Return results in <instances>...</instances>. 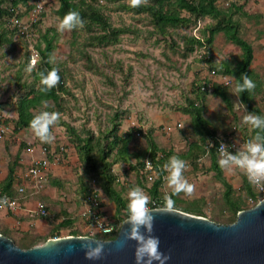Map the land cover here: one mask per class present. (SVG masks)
<instances>
[{"label": "rangeland", "instance_id": "rangeland-1", "mask_svg": "<svg viewBox=\"0 0 264 264\" xmlns=\"http://www.w3.org/2000/svg\"><path fill=\"white\" fill-rule=\"evenodd\" d=\"M85 1L84 8L96 9L86 10L87 13L97 14L103 21L106 20L107 30L101 22L87 23V20L83 25L61 30L63 18L57 13L59 0H21L18 4L9 0L4 4L13 7L15 12L0 18V129L4 128L0 137V175H5L6 167L14 161L17 153L20 152L22 165L26 167L28 156L25 151L35 154V150H40L38 143L42 140L34 129L15 130V120L18 118L20 98L26 94L33 95V89L41 86L36 71L26 70L27 50L40 42L39 38L47 29H51V35L55 31L51 60L63 74L64 88L57 90L56 101L44 99L31 110L34 114L45 109L61 112L59 121L51 126L56 137L52 144L57 143L54 145L57 151L51 152L55 155L57 152L65 153L66 160L63 163L59 161L60 165L55 166L56 175L41 182L43 187L36 186L35 190L39 188V191L34 196L44 198L41 194L49 192L54 195L50 205L52 211L59 217L74 220L72 224L57 229L60 236L69 235L72 230L90 235L85 228L86 223L81 220L82 185H87L92 178L85 170L87 163L83 159L82 145L87 144L88 148L93 145L92 152L96 153L100 147L113 141L115 135L128 132L133 135L128 143L133 154L131 161L126 164L117 161L116 148L108 158L117 177H121L122 183L117 181L116 187L127 200L130 188L139 185L156 206L166 205V197L172 196L179 208H189L194 214L218 223L235 222L237 214L229 206L226 186L211 169V151L207 144L212 138L208 139L211 131L220 137L231 134L235 143L244 141L246 137L252 139L257 133L252 123L244 119L249 111L242 101L235 76L226 72V68L237 67L242 53L239 52L240 47L230 42L222 30L215 32L211 42L208 41L211 30L204 32L202 26L213 27L218 21L210 15L198 18L189 11L179 10L180 14L190 19L181 26L166 27L167 31L163 34L156 27L151 12L139 9L141 5L158 4L157 0H138L137 3L133 0ZM260 1L264 3V0H216V5L222 9L224 17L240 25V30L253 37L257 31L248 25H252L255 19L252 20L247 11L264 8L258 5ZM38 3L42 4L39 12L36 10ZM164 3L166 8L175 7V0H164ZM258 15L260 25H264V14ZM23 25L27 29L25 32ZM197 25L202 26L196 28ZM102 34L109 36L106 42L96 38ZM192 37H199L201 41H192ZM41 44L44 46L45 42L41 41ZM205 79L216 86L214 92L213 89L202 92L204 89H200V85L205 83ZM221 91L225 92L227 100L222 97ZM192 104L201 106L208 120L205 129L209 133L205 134L204 129L202 133H197L189 113L190 120L184 122L186 125L175 123V112L187 113L184 108H193ZM138 131L142 132L139 134ZM233 134L238 136L235 138ZM150 140L168 153L163 165L174 154L193 153L180 156L189 165L184 169V175L194 183L193 192L173 193V186L166 176L160 187L159 200H153L155 198L147 191L138 173L141 168L139 163L147 155ZM52 144H49L50 148ZM192 147H195L194 150ZM222 169L232 185L231 201H237L243 209H247L262 198L245 174L246 170H238L233 165ZM21 177L25 184L29 181L27 175L26 179ZM246 181L251 183L256 196L249 195ZM30 186L28 195L33 196ZM64 193L67 195L62 199ZM104 202L108 204V211H113L115 204L106 197ZM114 211L108 216L109 220L118 221ZM125 219L119 220L117 226L121 227ZM51 225L55 227L57 222ZM9 236L19 246L31 237ZM95 237L106 238L102 233H95Z\"/></svg>", "mask_w": 264, "mask_h": 264}, {"label": "trees", "instance_id": "trees-1", "mask_svg": "<svg viewBox=\"0 0 264 264\" xmlns=\"http://www.w3.org/2000/svg\"><path fill=\"white\" fill-rule=\"evenodd\" d=\"M7 1L9 0H0V18L3 17V15L6 16H11L14 12L15 9L13 7H7L4 5ZM14 4H18L21 0H12ZM24 2L27 0H23ZM158 4H149V5H141L139 7L140 10H147L151 12L154 22L156 27L164 34L167 29L166 27L171 26V27H176V26H181V24L186 23L190 18L187 16H183L180 14L179 10H186L189 11L191 14H194L196 17H205V16H213L218 19L217 23L212 27V25H204L203 28L204 32L211 30L210 35L207 37L208 41L211 42L213 39V34L217 31H223L224 34L226 35V38L232 42L237 44L241 48V58L238 61L237 67L234 69L231 68H226V72L229 73L230 75L235 76V81L237 83L243 81L242 73H247L251 76V69L250 65L252 64L253 61V47L252 44L245 38H243L240 33H239V25L237 23H233L231 20H228L222 11V9L219 8L218 5H216V0H175V7L174 9L172 7H165L164 0H157ZM85 0H82L81 2H75L73 0H59V8L57 9V13L59 16L64 18V16L69 12V11H79L81 16L84 19V22L87 20V23H94V22H101V26L108 29V23L107 21H103L102 18L97 15V14H91L89 15L86 10H92V9H87L84 8L83 5L85 4ZM93 8V7H92ZM96 9L93 8L92 11ZM18 15V14H17ZM200 18V19H201ZM104 22V23H103ZM238 25V26H237ZM24 26V25H23ZM27 28V27H26ZM27 30V29H26ZM25 26L23 27V32L26 31ZM50 31H53L51 29H47L42 36L39 38L40 42L34 43V49L37 50L39 56L36 60V62L33 64V71H36V74L38 78L40 79V88L34 90V94H26L23 97L20 98L19 104H18V118L15 120V130L18 129H24V128H29L31 127L30 121L32 117L35 115L33 111L31 110L32 108L37 107L42 103V100L44 99H53L57 100L58 99V91L64 88V78L63 74L59 72L60 79L59 81L52 86L51 88H48L47 85H45L42 82V77L40 75L41 72H44L47 74L49 70H51L53 67H56L54 64H52V50H53V38L55 36V31L53 32V35L50 34ZM75 33V31H74ZM109 36L107 34H102V35H97L96 38H98L101 42H106L107 38ZM114 37V36H113ZM29 42L31 41L30 38H28ZM192 41L195 42H200L201 39L199 37H192ZM42 42H45V45L42 46ZM205 48L207 49V46L205 45ZM26 58H27V65L30 63L31 59V49L27 50L26 53ZM26 65V66H27ZM208 79H205V86L206 88L202 90V92H208V90H212L213 92L216 90V86H213V88H208ZM203 85V84H202ZM200 85V89L201 86ZM44 89H47L46 91ZM241 98L243 103L247 106V109L249 112L253 113H258L260 115H263L260 108L254 104L252 95L250 90H239ZM222 97L227 100V96L224 91H221ZM193 108H184V111L191 114L192 117V122H193V128L197 133H202L204 129V133H209L210 131L205 129V126L208 123V120L204 116L201 106H195L194 104ZM256 128V127H255ZM257 132H262L264 133V129H258L256 128ZM142 131H138L140 134ZM133 135L131 132H128L125 135H115V138L113 141L108 143V145L100 147L96 153L92 152L93 151V145H90L89 148L87 144L82 145L84 155L83 159L86 161V168L85 170L91 174L90 176L92 177L91 180L87 185H81L83 186V198H82V205L85 204V199L86 196L91 192L92 190L96 189V191L99 192V200H100V205L103 206L105 204L104 200L105 197L108 198L109 201L113 202L115 204V214L118 216V221L123 220L127 216V211H126V206H127V199L123 196L121 190H118L116 187L117 181H121V177H117L118 174H116L113 171L112 165L113 163L108 160L109 156L111 155L112 151L116 148L117 149V161H123V162H130L133 154L128 148V143L132 139ZM214 138L216 137V133L213 131L210 132L209 138ZM244 141H248L250 137H246ZM207 139V140H208ZM121 142L122 144H119ZM40 144V143H38ZM47 145L48 143H42ZM196 147V146H195ZM195 147H192V150H194ZM211 151V169L215 171L216 178L221 181L225 186H226V197L229 199V206L234 210L235 214H238V212L243 209L244 207L240 205L237 201H231L229 198L232 185L229 183L225 177L224 171L222 169V166L219 163L220 157L217 152V147L216 144L209 150ZM187 155H192L193 153H186ZM186 154L178 155L182 157H186ZM63 158H66L65 153H62ZM61 155V157H62ZM97 155V156H96ZM168 156V153L166 151H162V149L158 148L156 143L153 140H150L148 143V149H147V155L145 159L140 162V178L142 183L146 185L148 188L147 191L151 194L152 197L155 199L153 200H159L160 197V187L163 183L164 176H167V170L163 168V162L165 157ZM149 158L151 159L154 169H155V176L152 181L148 179L146 174L143 172V169L145 168V160ZM19 160H20V152L16 155L15 159L13 162L9 164V171L6 179L4 180L3 186L1 189L3 191L11 192L14 191L12 189V182L14 179V173L16 170V167L19 165ZM116 161V162H117ZM131 164V163H130ZM133 167V165H131ZM135 168V167H134ZM237 168V167H236ZM239 169V168H238ZM247 174V172H245ZM248 176V174H247ZM249 178V176H248ZM250 180V179H249ZM264 181V180H263ZM81 182V181H80ZM93 182L97 185L96 188L92 187ZM152 182V183H150ZM247 182V191L250 196H256L255 191L251 185L250 182ZM253 184L254 182L251 181ZM255 185V184H254ZM256 188V185H255ZM259 192V191H258ZM261 197L264 196V193H258ZM158 198V199H157ZM151 200V201H153ZM174 200V205L173 207L194 213L191 211L189 208H179L177 204V200L173 197ZM156 203V202H154ZM157 204H153L150 202L151 207H159L156 206ZM166 206V205H164ZM103 214V212H102ZM105 215V214H103ZM84 224L86 223L85 218L82 216L81 219ZM109 220V217H108ZM74 220H71L70 218H64L62 221L57 223V226L53 227L47 235H40V236H34L32 234H28L29 240L26 243H22L21 247L22 248H30L34 245L44 243L49 237H58L60 236V233L57 232V229L60 228L61 226L69 225L72 224ZM117 219L109 222L111 224L115 225V230L110 233V234H102V236H105V239H113L117 236L118 231L120 229L119 226H117L118 223ZM4 235L9 236L7 232H2ZM68 234H73V235H78L80 232L72 230ZM22 238V237H21Z\"/></svg>", "mask_w": 264, "mask_h": 264}, {"label": "water", "instance_id": "water-1", "mask_svg": "<svg viewBox=\"0 0 264 264\" xmlns=\"http://www.w3.org/2000/svg\"><path fill=\"white\" fill-rule=\"evenodd\" d=\"M151 208L152 234L160 237V248L171 254L165 264H264V197L240 210L236 221L228 224L175 207L172 211L166 206ZM127 231L130 223L124 220L115 238H99L105 247L98 259H89L81 246L90 235L51 237L22 248L0 232V264H137V241L127 238Z\"/></svg>", "mask_w": 264, "mask_h": 264}, {"label": "clouds", "instance_id": "clouds-1", "mask_svg": "<svg viewBox=\"0 0 264 264\" xmlns=\"http://www.w3.org/2000/svg\"><path fill=\"white\" fill-rule=\"evenodd\" d=\"M138 0H133L137 3ZM84 19L79 11H69L60 22V29L74 28L77 25H83ZM34 60L27 65L26 70L31 71ZM42 82L51 88L60 79L58 67H53L45 74L40 73ZM243 81L238 83V89L251 90L255 88V81L247 73L241 74ZM45 91L47 89H44ZM47 104V101H44ZM61 112L58 110L49 111L47 109L35 114L30 125L34 129L37 136L42 141L52 143L56 137L51 129V126L56 124L61 118ZM245 121L251 122L258 129H264V115L248 112L244 117ZM228 145L221 144L219 150L221 158L219 163L222 167L232 164L238 165L241 169H245L250 181L258 182L264 179V133L257 132L255 137L249 139L246 143V148L233 153L228 150ZM189 165L187 161L178 155H172L169 160L163 165L167 170V180L173 186V193L184 191L191 193L194 191V183L184 175V169ZM9 198L4 195L0 196V206L8 205ZM150 197L146 191L139 185L130 188L128 192V201L126 206L127 216L125 223H130V231L126 232L129 239H135L136 245V262L137 264H165L170 259V253L166 254L161 248V240L154 232L153 210L149 206ZM174 200L172 196L166 197V210L172 211ZM85 242L82 247L86 249L85 255L89 259H98L104 254L105 242L95 237V234L84 237ZM13 245H9L12 250Z\"/></svg>", "mask_w": 264, "mask_h": 264}, {"label": "crops", "instance_id": "crops-1", "mask_svg": "<svg viewBox=\"0 0 264 264\" xmlns=\"http://www.w3.org/2000/svg\"><path fill=\"white\" fill-rule=\"evenodd\" d=\"M255 4L257 5V3H255ZM258 5L264 6V3H262L260 1ZM247 12L249 15H252L251 16V17H253L252 20L255 19L254 23H251L252 25H248V26H253L252 29L255 28V30L257 31V34H256V36H253V37L250 35L248 36L243 31V29L240 30V28H239V30H240L239 33L243 38L247 39L252 44V47H253V56L254 57H253L252 64L250 65V69H251V78L255 81V88L251 89L250 92L252 95L253 102L255 101L256 105L260 108L262 114L264 115V25H260L261 20H258V18L260 16L258 14H264V8H256V9L252 8V9H249ZM239 52H242L241 48H240ZM188 120H190V116L188 113H183V112H179V111L175 112V123L176 124L182 123V125H183V124H185L184 122L187 123ZM233 136L236 138L238 135L233 134ZM40 142L45 143L43 141H40ZM42 143H40V144H42ZM59 143L61 144V146L63 145L62 142H59ZM48 144H52V143H48ZM56 144H57L56 142L54 144H52L53 147H51V148H50V145H48L47 148H48L49 152L43 151L42 149H40V150L38 149V150H35L36 151L35 154H32V152L26 150L25 154H27V156H28L26 159L28 165L25 164L26 167H23V165H22V164H24V162L22 163V161H21L23 158H21L19 160V162H20L19 164H21V165H18L16 167V170L14 173V179H13L12 186H11L14 191H12V193L11 192H8V193L17 196L18 195L17 185L22 183L26 187V194L22 197V203H23L22 207L16 208V209H7V208L0 209V232L1 233L7 232L8 234H10L14 238H18L21 236L23 237V236L28 235V234H32L34 236L47 235L48 233H50L51 229L53 228V225H51L52 222L56 221L58 223L66 217V216L59 217V216H57V214L55 212L52 211L50 205H51V199L54 197V195L50 194L49 192L48 193L43 192L41 194V196H45L44 198L43 197H40V198L36 197V195L34 196V194H36V192L39 191V188L43 187L44 184L39 183V182L31 179L27 175V170L32 163L31 159H33V158H36V159L47 158L49 161V164L45 169V176H44L45 178L42 181H45V180L47 181L50 178V176H52L53 174L56 175V173H55L56 169L55 170H53V169L55 168V166L60 165L59 161H61L63 163L66 160V158H63V155H62L63 152H57L56 155L54 154V152H51V150L57 151L55 146H54ZM6 145H7V143L4 141V147H6ZM58 148H59V146H58ZM61 155H62V157H61ZM126 163L127 162H124L123 164H126ZM238 170H240V169H238ZM8 171H9V166L6 167L5 175L4 176L0 175V185H1L0 187L3 186L4 180L6 179V177L8 175ZM51 172H53V173L51 174ZM26 175L28 176L27 179H29V181L27 180V182L25 184V182H23L24 179L21 176H24V178L26 179ZM262 180H264V179H262ZM35 182L38 184H35ZM30 183H31V186H30ZM29 186L31 187V190H32L31 194H33V196L28 195ZM36 186L39 187V188H37V190H35ZM51 189H52V187H51ZM0 190H2V189L0 188ZM47 194H48V196H47ZM66 195L67 194L64 193V195H62L63 196L62 199H65ZM39 202H43L46 204V206L48 207L52 216H41L39 213L36 212V208H37V205ZM107 205L108 204L105 203L102 206L103 214H105L106 217H108L116 209V207L113 206V211L109 212L107 207H106ZM85 207H86V204H83V209Z\"/></svg>", "mask_w": 264, "mask_h": 264}, {"label": "built area", "instance_id": "built-area-1", "mask_svg": "<svg viewBox=\"0 0 264 264\" xmlns=\"http://www.w3.org/2000/svg\"><path fill=\"white\" fill-rule=\"evenodd\" d=\"M41 7H42V4L38 3L36 10H38L39 12L41 10ZM201 26L202 25H197L196 28H200ZM38 56L39 54L37 50L34 49V47H32L30 62L34 60V63H35ZM226 83H228V78L226 79ZM207 85H208V88L210 89L212 88L211 83H208ZM201 87L205 89L206 88L205 83H203ZM3 129L4 128L0 129V137L3 136V132H1ZM231 137H232L231 134L226 133L221 137L218 135L215 137V139L211 138L207 144L208 150H210V148H212L216 144L217 152L221 158V152L219 150V147L221 144L228 145L229 146L228 150L233 153L237 152L238 150H242L246 148V143H247L246 141L242 140L239 143H235L232 141ZM39 147L43 151H47L48 149L47 146L44 144H39ZM31 150L33 151V148H31ZM48 164H49V161L47 158H42V159L33 158L32 163L27 170V175L31 179L39 183L43 182L42 180L45 178L44 177L45 169L48 166ZM232 165L234 167L241 169L236 164H232ZM241 170H245V169H241ZM143 172L146 174V176L148 177L150 181L154 179L155 169H154V165L151 159L147 158L145 160V168L143 169ZM164 179H166V176H164ZM35 184H38V183L35 182ZM254 184L256 185L260 193H264V182L262 179L258 182H254ZM96 186L97 185L95 184V182H93L92 187L96 188ZM17 192H18V195L16 196L6 191L0 190V196L6 195L9 198V204L0 206V209H5V208L16 209V208L22 207L23 206L22 197L26 194L25 185L22 183L17 185ZM85 204H86V207L81 211V216H83L86 220L85 228H87L90 235L95 234V233L110 234L116 229L115 225L111 224L109 220L107 219V217L102 214L103 211H102V206L100 205L99 192L96 191V189L89 192V194L86 196ZM36 212L39 213L41 216H51L52 215L48 207L46 206V204L43 202L38 203Z\"/></svg>", "mask_w": 264, "mask_h": 264}]
</instances>
